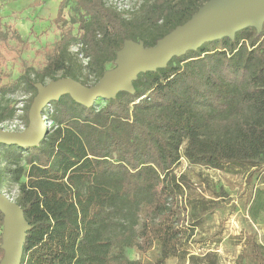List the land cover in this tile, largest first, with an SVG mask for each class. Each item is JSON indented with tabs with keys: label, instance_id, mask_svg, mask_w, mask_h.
Segmentation results:
<instances>
[{
	"label": "trees",
	"instance_id": "obj_1",
	"mask_svg": "<svg viewBox=\"0 0 264 264\" xmlns=\"http://www.w3.org/2000/svg\"><path fill=\"white\" fill-rule=\"evenodd\" d=\"M116 1L62 0L61 36L42 66L0 85L1 95L21 86L31 94L24 109L0 100V124L23 110L27 128L37 83L69 77L93 86L116 67L126 41L155 45L208 0H141L132 11ZM0 37L9 41L1 26ZM131 84L133 92L120 90L101 106L63 94L43 110L50 124L39 144L0 143V191L31 226L20 264L184 263L189 239L179 198L186 187L175 173L182 157L218 170H264V25L175 55ZM254 207L264 209V200ZM3 235L0 210V263ZM253 247L256 264H264V247ZM128 249L155 258L133 259Z\"/></svg>",
	"mask_w": 264,
	"mask_h": 264
},
{
	"label": "rangeland",
	"instance_id": "obj_2",
	"mask_svg": "<svg viewBox=\"0 0 264 264\" xmlns=\"http://www.w3.org/2000/svg\"><path fill=\"white\" fill-rule=\"evenodd\" d=\"M140 1L122 0L116 3L132 11L138 8ZM61 2L0 0V26L9 36L8 42L0 37V55L4 58L0 85L17 81L25 67L42 66L47 48L61 36V23L56 21ZM72 13L71 6H68L65 17L70 18ZM72 50L77 51L78 46L75 45ZM80 59L86 62L83 55ZM112 71L113 67H110L109 72ZM30 99L31 94L23 86L15 92L0 94V100L11 101L19 109H24ZM104 103V98L95 102L97 106ZM17 115L15 119L0 124V127L12 131L26 129L24 111H19ZM175 173L184 176L186 187L179 201L188 229L189 256L181 264H256L253 242L264 247V209L257 211L254 206L259 197L264 200V170L253 171L249 165L236 164L218 170L192 164L182 157ZM128 254L133 259L155 258V253L142 254L135 249H128ZM167 264L180 263L171 257Z\"/></svg>",
	"mask_w": 264,
	"mask_h": 264
},
{
	"label": "water",
	"instance_id": "obj_3",
	"mask_svg": "<svg viewBox=\"0 0 264 264\" xmlns=\"http://www.w3.org/2000/svg\"><path fill=\"white\" fill-rule=\"evenodd\" d=\"M264 25V0H208L184 24L176 27L155 45L126 41L119 52L116 67L106 73L97 84L85 86L72 78H60L47 85L37 83L38 94L29 112V126L22 131L0 127V143L22 147L39 144L48 125L44 124L43 110L52 100L63 94L86 105L100 98H114L118 91L133 92L132 81L141 72L164 67L173 56L198 49L203 43L223 37L234 38L237 31L254 26L260 32ZM0 210L4 213L3 249L0 264H20L30 224L24 210L9 195L0 191Z\"/></svg>",
	"mask_w": 264,
	"mask_h": 264
},
{
	"label": "built area",
	"instance_id": "obj_4",
	"mask_svg": "<svg viewBox=\"0 0 264 264\" xmlns=\"http://www.w3.org/2000/svg\"><path fill=\"white\" fill-rule=\"evenodd\" d=\"M44 119H45V117H44ZM44 124L45 125H48V124H50V123H48L47 121H46V119L44 120ZM24 129V128H23ZM22 131V130H21Z\"/></svg>",
	"mask_w": 264,
	"mask_h": 264
}]
</instances>
